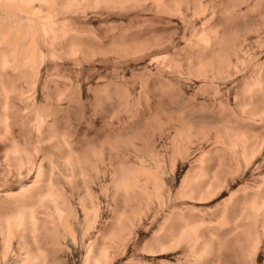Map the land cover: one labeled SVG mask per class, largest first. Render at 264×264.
Here are the masks:
<instances>
[{
    "label": "bare ground",
    "instance_id": "bare-ground-1",
    "mask_svg": "<svg viewBox=\"0 0 264 264\" xmlns=\"http://www.w3.org/2000/svg\"><path fill=\"white\" fill-rule=\"evenodd\" d=\"M0 264H264V0H0Z\"/></svg>",
    "mask_w": 264,
    "mask_h": 264
},
{
    "label": "rangeland",
    "instance_id": "rangeland-1",
    "mask_svg": "<svg viewBox=\"0 0 264 264\" xmlns=\"http://www.w3.org/2000/svg\"><path fill=\"white\" fill-rule=\"evenodd\" d=\"M193 82H194V81L190 82V83H189L190 85L188 84V85H189V89H188L189 91H194V90H195V84H194ZM163 142H164L165 144H164ZM160 143H161L162 145H163V144L166 145V139H165V141H164V139H163V141H162V139H161V141H159V144H160ZM161 144H160V145H161ZM162 145H161V146H162ZM165 162H166V159H165ZM166 163H167V162H166ZM150 164H151V162H149V165H148V166L152 167L153 164H151L152 166H151ZM168 165H170V164H166V165H165V168H166L165 170H167V171H165V172H166L167 176L169 175L168 178H169V179L172 178V177L180 178V176L182 175V173H183V171H184V169L181 168L180 162L177 163V166H176V168H175L174 170H172L173 168L171 167V165H170V167H169ZM166 166H167V167H166ZM169 168H170V169H169ZM170 170H171L172 172H171ZM180 170H181V171H180ZM173 171H174V172H173ZM167 172H169V173H167ZM172 174H173V175H172Z\"/></svg>",
    "mask_w": 264,
    "mask_h": 264
}]
</instances>
